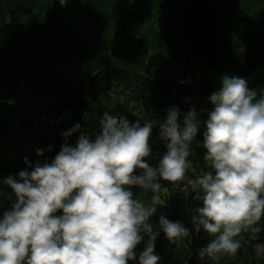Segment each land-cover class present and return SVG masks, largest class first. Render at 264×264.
I'll list each match as a JSON object with an SVG mask.
<instances>
[{
    "label": "trees",
    "instance_id": "trees-1",
    "mask_svg": "<svg viewBox=\"0 0 264 264\" xmlns=\"http://www.w3.org/2000/svg\"><path fill=\"white\" fill-rule=\"evenodd\" d=\"M57 2L0 0V179L31 171L25 157L50 162L65 142L61 133L76 123L81 129L67 137L69 145L81 132H98L105 111L153 124L148 162L155 166L166 151L159 123L170 107L183 114L194 106L207 119L202 110L211 108L207 98L224 74L246 78L258 98L264 94V0H89L68 20ZM202 132L203 125L191 145L188 179L208 170ZM133 192L166 202L151 218L154 225L163 214L191 230L190 210L199 202L187 179L162 180L158 194ZM10 195L0 182V214L10 208ZM259 237L255 243H264V231ZM207 242L203 230L176 244L161 233L155 251L161 264H213L196 255ZM219 264L264 259L246 244Z\"/></svg>",
    "mask_w": 264,
    "mask_h": 264
},
{
    "label": "clouds",
    "instance_id": "clouds-1",
    "mask_svg": "<svg viewBox=\"0 0 264 264\" xmlns=\"http://www.w3.org/2000/svg\"><path fill=\"white\" fill-rule=\"evenodd\" d=\"M67 2L59 0L61 6ZM207 100L211 108L202 110L203 121L194 106L183 114L175 106L166 110L159 123L166 151L155 166L148 162L153 124L109 111L98 132H81L74 145L67 137L80 123L61 133L65 142L50 162L25 157L31 171L0 179L11 190L7 198L14 197L0 214V264H161L155 251L161 233L176 244L201 230L208 242L197 250L200 260L219 264L246 244L264 259V243H255L264 231V94L258 98L246 78L224 74ZM201 125L208 170L188 179ZM186 179L199 202L190 210L191 230L163 214L154 225L151 218L166 202L158 195L143 201L133 189L158 194L162 180Z\"/></svg>",
    "mask_w": 264,
    "mask_h": 264
},
{
    "label": "rangeland",
    "instance_id": "rangeland-1",
    "mask_svg": "<svg viewBox=\"0 0 264 264\" xmlns=\"http://www.w3.org/2000/svg\"><path fill=\"white\" fill-rule=\"evenodd\" d=\"M98 1V0H97ZM88 4L89 0H68L67 4L64 6H61L59 2H57L58 10L60 15L63 17V19H70L75 12V9L83 8L86 3Z\"/></svg>",
    "mask_w": 264,
    "mask_h": 264
}]
</instances>
